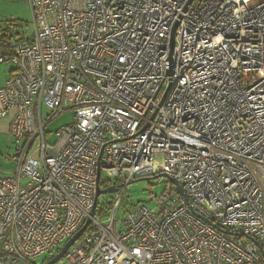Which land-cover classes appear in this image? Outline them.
Wrapping results in <instances>:
<instances>
[{"label": "built area", "instance_id": "built-area-1", "mask_svg": "<svg viewBox=\"0 0 264 264\" xmlns=\"http://www.w3.org/2000/svg\"><path fill=\"white\" fill-rule=\"evenodd\" d=\"M27 3L32 31L14 26L0 55L14 147L0 264L57 255L89 218L97 168L115 199L56 264H264V0ZM158 175L184 194L166 185L116 218L128 184Z\"/></svg>", "mask_w": 264, "mask_h": 264}, {"label": "rangeland", "instance_id": "rangeland-1", "mask_svg": "<svg viewBox=\"0 0 264 264\" xmlns=\"http://www.w3.org/2000/svg\"><path fill=\"white\" fill-rule=\"evenodd\" d=\"M17 25H26L29 28V32L33 29L32 15L29 9V5L27 0H0V34L11 33L13 31L14 26ZM45 114V108H42L41 111ZM72 120V113H65L57 118H55L50 124V129H54L59 125H63L65 123H70ZM50 138L47 140V144L53 145L56 141L54 135L51 134ZM35 148L30 150L29 156L34 153ZM14 147L11 145V154L7 156L6 160H8L14 154ZM12 163H8L3 160V157H0V175L1 176H9L13 172ZM166 185L170 184L167 182L165 178H151L149 180H140L128 184L126 187V191L123 193L122 200L120 202L119 208L115 211V217L118 219H122L126 212L132 210L134 206H138L141 204H145L149 209L155 207L154 198L163 195ZM104 189V187H103ZM114 195L116 194H106L101 195L98 200V208L99 206L106 200L111 199L114 201ZM152 200V201H151ZM107 212V216H108ZM107 216L103 217L101 220L105 222ZM44 259L40 258L36 263L44 264ZM12 264H26L21 262H14Z\"/></svg>", "mask_w": 264, "mask_h": 264}, {"label": "water", "instance_id": "water-1", "mask_svg": "<svg viewBox=\"0 0 264 264\" xmlns=\"http://www.w3.org/2000/svg\"><path fill=\"white\" fill-rule=\"evenodd\" d=\"M174 28H176V26ZM174 28H172L173 31H174ZM171 41H173V35L171 37ZM171 46H172V42H171ZM98 172H99V168H97V173H96V186H95L96 187V194H95V198L93 199L94 202H93L92 210L89 212L90 213L89 218H87L85 220L84 224L81 225V228L71 238H69V240L57 252V255H55L52 259H50V261H47L44 264H56L63 257V255L66 253L65 251H67L78 240V238H80L84 234V232L89 227L88 225L91 223V218L94 215L93 212L95 211V208H96V205L98 202L97 199L101 195L114 194L117 192L116 187L111 186V187H107V188L103 189L99 186L100 185V174ZM163 177H164V175H158L154 178H163ZM168 181H169V184H172L178 190L179 193L184 194L182 187L177 183V181H175L174 179H171V178H168Z\"/></svg>", "mask_w": 264, "mask_h": 264}, {"label": "crops", "instance_id": "crops-1", "mask_svg": "<svg viewBox=\"0 0 264 264\" xmlns=\"http://www.w3.org/2000/svg\"><path fill=\"white\" fill-rule=\"evenodd\" d=\"M10 70H11L10 66L0 64V89L4 87L5 82L9 78ZM11 116H12V113L9 112V115L7 117L5 118L0 117V157L1 158L3 157V160L8 163L10 161L6 160V158L7 156L11 154L9 150H11V145H13V139H11L12 137L9 135V126H8L10 125ZM60 126L61 125H59L58 127Z\"/></svg>", "mask_w": 264, "mask_h": 264}, {"label": "trees", "instance_id": "trees-1", "mask_svg": "<svg viewBox=\"0 0 264 264\" xmlns=\"http://www.w3.org/2000/svg\"><path fill=\"white\" fill-rule=\"evenodd\" d=\"M11 34L10 33H4L0 34V55H9L11 53ZM104 183H100V187L103 188ZM90 229V228H89Z\"/></svg>", "mask_w": 264, "mask_h": 264}]
</instances>
